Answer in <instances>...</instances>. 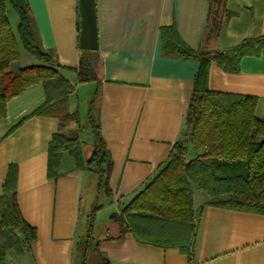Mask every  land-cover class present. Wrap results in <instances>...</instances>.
<instances>
[{"label": "crops", "instance_id": "0c3cea01", "mask_svg": "<svg viewBox=\"0 0 264 264\" xmlns=\"http://www.w3.org/2000/svg\"><path fill=\"white\" fill-rule=\"evenodd\" d=\"M28 2L41 45L53 50L67 68L64 75L74 83L66 109L77 119H69L65 129L78 130L83 161L92 147L87 113L95 91L99 92L100 130L112 160L107 196L114 210L107 213L108 222L169 155L191 97L198 61L163 55L161 27L173 25L179 38L196 49L208 0H95L102 65L100 78L84 82H78L71 69L86 58L78 44L77 0ZM224 6L227 15L220 19L215 46L228 48L264 34V0H225ZM19 66L15 61L10 64L11 69ZM207 86L255 96V115L264 119V46L258 55L243 56L236 72H225L211 62ZM44 101L43 87L34 85L9 99L0 118V193L8 167L14 164L19 211L36 229L30 253L8 251L5 264H73L83 233L80 218L86 186L97 184L96 175L78 168L67 152L57 177L47 178L48 143L59 120L32 114ZM195 197L194 192L197 209L204 198L201 194L199 202ZM105 236H98V250L108 264H264V215L258 213L204 206L197 212L190 258L177 247L139 242L131 233Z\"/></svg>", "mask_w": 264, "mask_h": 264}, {"label": "trees", "instance_id": "16d2710c", "mask_svg": "<svg viewBox=\"0 0 264 264\" xmlns=\"http://www.w3.org/2000/svg\"><path fill=\"white\" fill-rule=\"evenodd\" d=\"M224 4L225 0H208L201 44L196 49L179 38L173 25L161 27L163 55L198 61L191 97L169 155L131 199L110 214L106 238L131 233L139 242L161 248L177 247L190 258L197 212L204 206L264 215V119L255 115L257 99L207 86L211 62L225 72L238 71L243 56L259 54L264 34L228 48L215 46L220 19L227 15ZM8 5L18 16L17 37L9 25ZM18 43L36 61L11 69L10 64L19 58ZM80 51L86 58L84 63L80 58L79 66L71 68L76 72V80L100 78L102 58L98 50ZM64 69L67 68L59 64L53 50L41 45L28 0H0V118L6 113L9 99L41 85L45 101L32 114L59 120V128L48 143L47 178L57 177L61 157L67 152L78 168L96 175L97 194H109L112 160L100 130L99 92L95 91L87 113L92 147L88 159L83 161L78 130L65 129V123L77 119V115L66 109L74 83L64 75ZM16 178L17 168L10 164L0 193V264H5L8 251L29 254L36 239V229L19 211ZM196 190L204 198L197 209L193 205ZM98 244L90 225L76 242L73 264H108Z\"/></svg>", "mask_w": 264, "mask_h": 264}, {"label": "rangeland", "instance_id": "374dc122", "mask_svg": "<svg viewBox=\"0 0 264 264\" xmlns=\"http://www.w3.org/2000/svg\"><path fill=\"white\" fill-rule=\"evenodd\" d=\"M7 17L9 20V25L12 32L17 37V24H18V16L16 11L11 8L9 5L7 6ZM18 51L19 58L15 61L20 65H26L35 63V59L28 55L22 46L18 43ZM88 124V122H87ZM88 130L91 132L89 125ZM197 194H200L197 196ZM195 199L199 202L202 201L201 193L199 191H195ZM196 203V201H195ZM99 206V208H97ZM113 202L108 198L107 194L100 193L97 194L96 188L91 187L89 184L86 186L85 190V202L82 207L81 218H80V231L83 230L82 235L86 232V230L92 225L93 233L96 237L106 234L107 225L106 215L114 210Z\"/></svg>", "mask_w": 264, "mask_h": 264}, {"label": "water", "instance_id": "95a60500", "mask_svg": "<svg viewBox=\"0 0 264 264\" xmlns=\"http://www.w3.org/2000/svg\"><path fill=\"white\" fill-rule=\"evenodd\" d=\"M79 14L78 44L84 50H97L95 0H77Z\"/></svg>", "mask_w": 264, "mask_h": 264}]
</instances>
